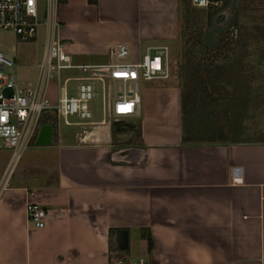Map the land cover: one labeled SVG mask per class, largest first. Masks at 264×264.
Wrapping results in <instances>:
<instances>
[{
    "label": "crops",
    "instance_id": "0c3cea01",
    "mask_svg": "<svg viewBox=\"0 0 264 264\" xmlns=\"http://www.w3.org/2000/svg\"><path fill=\"white\" fill-rule=\"evenodd\" d=\"M58 6L73 61L109 60L119 43L139 56L143 44L182 34V0ZM146 92L138 136L115 124L57 129L15 178L12 158L3 165L0 264H264V141L184 142L181 89ZM28 201L47 211L43 228L28 223ZM117 229L128 230V250L113 245ZM132 245L142 250L135 257Z\"/></svg>",
    "mask_w": 264,
    "mask_h": 264
},
{
    "label": "rangeland",
    "instance_id": "374dc122",
    "mask_svg": "<svg viewBox=\"0 0 264 264\" xmlns=\"http://www.w3.org/2000/svg\"><path fill=\"white\" fill-rule=\"evenodd\" d=\"M182 34L169 46V79L166 82H143L140 95L164 83L182 91L185 104L184 129L188 143L258 142L264 141V0H211L217 2L208 7H195L191 0H182ZM63 0H59L61 4ZM59 6L56 8L58 19ZM48 27H38L37 35L23 41L13 32H0V47L8 50L15 59L16 72L21 80L34 79L42 60L47 41ZM147 44L140 48V56ZM163 45V44H161ZM157 46V45H156ZM138 53L131 50L127 61L136 60ZM108 58L77 59L74 62L104 63ZM78 74L75 70H63L61 80ZM76 82L69 86L74 88ZM112 93L111 86L108 87ZM57 83L48 85V98L56 101ZM90 108L93 119L101 118V84L95 83ZM141 116L136 128L129 134L138 136ZM42 123L54 124L55 131L65 134L78 127L57 122L50 114L42 117ZM122 126L121 123H111ZM130 130L129 128H125ZM132 136V137H133ZM131 137V138H132ZM133 139V138H132ZM130 142V140H129ZM43 149L35 147V140L20 154L11 159L12 150L0 148V170L11 159L9 178H15L30 159L44 157ZM7 177V178H8ZM140 246L130 248L135 257Z\"/></svg>",
    "mask_w": 264,
    "mask_h": 264
},
{
    "label": "built area",
    "instance_id": "2783aa9c",
    "mask_svg": "<svg viewBox=\"0 0 264 264\" xmlns=\"http://www.w3.org/2000/svg\"><path fill=\"white\" fill-rule=\"evenodd\" d=\"M191 3L195 7L217 4L211 0H191ZM57 5L59 0H0V32H13L28 41L37 35L40 25L48 27L44 54L34 79L21 80L15 71V59L0 47V148L11 149L13 160L36 139L43 116L50 114L57 126L59 123L77 126L83 133L111 123L130 122L141 114V84L166 82L170 76L166 44L148 47L142 56L127 61L131 51L126 44L119 43L110 50L106 63L74 62L57 34ZM63 70H75L78 74L61 80ZM54 79L56 101L51 103L47 90ZM71 81L76 82L74 88L69 86ZM96 82L102 90L101 118L94 121L90 102L96 95ZM25 210L29 224L37 228L45 226L48 214L43 207L28 201ZM132 264L146 263L140 258Z\"/></svg>",
    "mask_w": 264,
    "mask_h": 264
},
{
    "label": "water",
    "instance_id": "95a60500",
    "mask_svg": "<svg viewBox=\"0 0 264 264\" xmlns=\"http://www.w3.org/2000/svg\"><path fill=\"white\" fill-rule=\"evenodd\" d=\"M123 128H135L136 120L130 122L121 123ZM53 144V126L51 123H43L39 130V133L35 139V145L39 147H48ZM113 245L118 250H128L130 247L129 243V232L127 229H117L113 234Z\"/></svg>",
    "mask_w": 264,
    "mask_h": 264
},
{
    "label": "trees",
    "instance_id": "16d2710c",
    "mask_svg": "<svg viewBox=\"0 0 264 264\" xmlns=\"http://www.w3.org/2000/svg\"><path fill=\"white\" fill-rule=\"evenodd\" d=\"M90 3H93L95 4L96 3V0H89ZM182 109H183V123H184V113H185V104H184V100L182 98ZM190 139H188L186 136H185V129H184V142H188ZM150 245H152V242H150Z\"/></svg>",
    "mask_w": 264,
    "mask_h": 264
},
{
    "label": "flooded vegetation",
    "instance_id": "af4514ba",
    "mask_svg": "<svg viewBox=\"0 0 264 264\" xmlns=\"http://www.w3.org/2000/svg\"><path fill=\"white\" fill-rule=\"evenodd\" d=\"M118 128H120V129H123V127H122V126H118Z\"/></svg>",
    "mask_w": 264,
    "mask_h": 264
}]
</instances>
